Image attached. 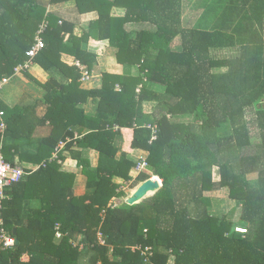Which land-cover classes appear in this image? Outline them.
<instances>
[{"label":"trees","instance_id":"obj_1","mask_svg":"<svg viewBox=\"0 0 264 264\" xmlns=\"http://www.w3.org/2000/svg\"><path fill=\"white\" fill-rule=\"evenodd\" d=\"M67 1L74 2L68 16L48 8ZM202 2L195 8L202 16L191 18L182 16L181 0H0V79L26 59L44 21V47L33 63L64 78L38 83L40 99L0 103L4 159L26 171L5 190L0 229L18 244L4 248L0 241V264H264V0ZM113 7L124 14L113 15ZM89 12L96 18L76 34L80 15ZM129 23L144 27L131 30ZM104 47L115 50L118 63L137 65V73L104 71L99 87L82 88L81 68L89 72ZM62 54L78 64L65 63ZM89 97L95 115L81 106ZM147 100L157 102L156 111H143ZM46 122L48 134L25 148ZM84 149L97 152L95 165ZM136 149L146 151L150 172H139L132 188L153 175L161 187L128 205L123 187ZM65 152L86 177L81 195L73 193L75 175L60 170ZM29 162L38 167L31 170ZM222 189L240 207L244 232L210 210L205 193Z\"/></svg>","mask_w":264,"mask_h":264},{"label":"crops","instance_id":"obj_2","mask_svg":"<svg viewBox=\"0 0 264 264\" xmlns=\"http://www.w3.org/2000/svg\"><path fill=\"white\" fill-rule=\"evenodd\" d=\"M183 4L184 11L182 16H189L191 18H197L198 16H202L203 9L197 11L195 8L197 6H202V0H181ZM73 1H67L60 3V9L57 10L62 13V15L68 16V10L73 7ZM185 6L188 8L185 11ZM125 9L122 7H113L111 13L113 15L121 16L124 14ZM96 18L95 12L84 13L80 15L79 23L75 26L74 32L78 35L82 33V28L86 25V23ZM128 28L131 30H137L141 27H144L142 24L129 23ZM175 49L180 48V39L176 37L172 43ZM61 60L67 64L77 65L78 61L74 60V58L67 54L61 55ZM82 69V74L84 71H87L85 68ZM109 72L113 74H135L137 73V65H122L118 63L115 59V50L110 47H104L102 54L96 59L92 69L88 72L89 77L86 80H81L80 78V86L85 89L97 88L101 85V72ZM49 76L55 77L58 81H64V78L58 73L56 69L43 70L36 63H34L31 68L25 72H19L11 76L9 82L4 86V88L0 91V103H3L8 106L13 105H21L32 102L33 100L40 99L42 97L43 91L42 87L38 83L45 82ZM82 77V75H81ZM148 88L157 92L162 93L164 91V87L155 84L149 83ZM156 101H143L142 108L145 113H151L152 111H156ZM96 101L94 98L89 97L87 101L81 106L84 109L85 114L95 115L96 114ZM44 110L43 107H40L38 110V114L42 113ZM81 130L83 132H87L89 128L82 127ZM49 132L48 123H44L35 128L30 139L27 140V144L25 148L34 149L38 144L41 137H44ZM75 137H78V133H74ZM68 140V139H67ZM74 139H72L73 141ZM24 142V141H23ZM117 144H119V140H117ZM65 145V142H60L59 149H62ZM66 153V158L60 162V170L71 172L75 175L74 183H73V193L75 195H81L86 191V177L81 172V167L77 165V161ZM82 154L84 156L89 157L92 165H95L97 162V152L92 149H84L82 150ZM131 156L134 158L136 162L144 159L146 156V151L142 149H136L131 153ZM15 161L17 162V156ZM30 169L34 170L38 167V164L27 163ZM146 173L150 172V169L142 170ZM140 171V172H142ZM138 171L135 167L130 169L129 174L131 175V179L129 183H132L135 180V177L138 175ZM152 178H157L160 182V179L157 176H151ZM150 178V177H149ZM141 182L138 183V185ZM7 198V194H6Z\"/></svg>","mask_w":264,"mask_h":264},{"label":"built area","instance_id":"obj_3","mask_svg":"<svg viewBox=\"0 0 264 264\" xmlns=\"http://www.w3.org/2000/svg\"><path fill=\"white\" fill-rule=\"evenodd\" d=\"M47 22H42L36 33H35V38H34V44L26 51V59L21 63L18 64L15 69H14V74L27 71L31 68V66L34 64L33 59L43 47H44V41L42 38V32L45 30ZM13 74V75H14ZM89 77V73L87 71H84L82 74L81 80H86ZM11 76L3 77L0 79V91L4 88V86L9 82ZM3 114L4 112L0 110V133L2 134L4 132V129L6 127V124L3 120ZM152 129V135H151V140L156 138V129L154 126H150ZM115 130L117 127L114 128ZM2 138V137H1ZM55 157V155H54ZM147 162L145 159H141L136 163V170L138 172L147 169ZM32 170V169H31ZM26 174V171L17 164H11L8 161L4 159L3 153H2V147L0 145V210L2 208V203L4 199H6V188L12 185L13 183L17 182L22 178L23 175ZM1 218H0V224H1ZM57 228V226H56ZM235 230L244 232L245 229L241 227H236ZM1 236H0V241L3 244L4 248H10L15 245V237L11 235H7L4 231L3 228L0 229ZM55 236L59 238L61 236V233L57 230L55 232ZM99 239L98 242L100 244H104V240L100 237V233H98ZM144 253L147 252L148 255H151V248L146 247L143 251Z\"/></svg>","mask_w":264,"mask_h":264},{"label":"rangeland","instance_id":"obj_4","mask_svg":"<svg viewBox=\"0 0 264 264\" xmlns=\"http://www.w3.org/2000/svg\"><path fill=\"white\" fill-rule=\"evenodd\" d=\"M60 3L58 4H53L49 5L48 8L49 10H59L60 9ZM216 56H227L230 53H225V52H213ZM246 117L248 119V124H249V131H250V136L253 141H257L258 139V134H257V128L255 125L254 121V116H253V109H248ZM212 178L214 180H218L219 174H218V169L215 167L212 169ZM253 178V177H252ZM136 187V186H135ZM135 187L132 188V183L131 184H125L123 187V190L126 193V196L122 197V201H125V198L131 194V192L135 189ZM206 195H208L211 198V207L210 210L213 213L217 214H225L228 219L234 222L235 227H241L244 228L245 225H243L240 220H239V214H240V207L235 206L234 202L228 198L227 191L225 189L219 190V191H210L206 192ZM153 193H149L147 197L152 196ZM146 197V198H147Z\"/></svg>","mask_w":264,"mask_h":264},{"label":"water","instance_id":"obj_5","mask_svg":"<svg viewBox=\"0 0 264 264\" xmlns=\"http://www.w3.org/2000/svg\"><path fill=\"white\" fill-rule=\"evenodd\" d=\"M161 187V183L157 178H147L142 181L135 189L131 192L129 196L125 198V203L128 205H133L145 199L149 193H155ZM15 233V229H13ZM15 244H18V239L15 238Z\"/></svg>","mask_w":264,"mask_h":264},{"label":"bare ground","instance_id":"obj_6","mask_svg":"<svg viewBox=\"0 0 264 264\" xmlns=\"http://www.w3.org/2000/svg\"><path fill=\"white\" fill-rule=\"evenodd\" d=\"M154 179H155V177H154Z\"/></svg>","mask_w":264,"mask_h":264}]
</instances>
